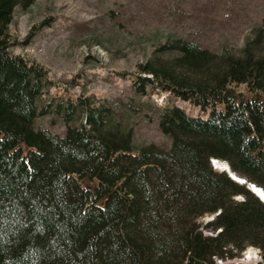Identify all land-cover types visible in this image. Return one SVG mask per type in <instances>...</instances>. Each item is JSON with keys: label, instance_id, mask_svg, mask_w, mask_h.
Wrapping results in <instances>:
<instances>
[{"label": "trees", "instance_id": "trees-1", "mask_svg": "<svg viewBox=\"0 0 264 264\" xmlns=\"http://www.w3.org/2000/svg\"><path fill=\"white\" fill-rule=\"evenodd\" d=\"M33 2L0 0V264H217L247 247L264 264V204L248 189L264 192V18L241 56L177 39L159 48L173 62L137 64L136 93L158 87L208 116L164 108L170 147L134 148L107 104L65 96L38 107L47 69L9 52L14 10ZM50 112L63 136L35 129Z\"/></svg>", "mask_w": 264, "mask_h": 264}, {"label": "rangeland", "instance_id": "rangeland-1", "mask_svg": "<svg viewBox=\"0 0 264 264\" xmlns=\"http://www.w3.org/2000/svg\"><path fill=\"white\" fill-rule=\"evenodd\" d=\"M263 18L264 0H34L28 8L14 10L10 32L18 44L9 52L47 69L48 83L38 107L65 96L107 104L113 117L132 130L134 148L154 144L166 150L171 141L158 127L161 110L177 106L203 118L208 112L158 87H148L145 96L136 93L129 84V78L138 75L136 65L155 59L173 62L176 52L159 48L177 39L216 55L241 56ZM82 122L79 114L72 125ZM34 127L59 136L66 130L55 112L38 115ZM218 163L222 168L216 169L214 162V169L224 171L225 164ZM213 218L206 215L198 223ZM203 233L214 234L208 229ZM261 260L257 248L247 247L239 258L217 264Z\"/></svg>", "mask_w": 264, "mask_h": 264}, {"label": "bare ground", "instance_id": "bare-ground-1", "mask_svg": "<svg viewBox=\"0 0 264 264\" xmlns=\"http://www.w3.org/2000/svg\"><path fill=\"white\" fill-rule=\"evenodd\" d=\"M213 162H215V161H213ZM213 162H212V163H213ZM221 163H223V162H221ZM223 164H225V163H223ZM214 165H216V169H217V168H222V166H221L218 162H217V163L215 162ZM223 168H224L223 170H225L226 173H229L230 176H232V178L236 179L235 181H237L238 183H241V184H246V181L240 180V179L236 178L233 174H231V172H230V168H229V166H228L227 164H225V167H223ZM250 186H251L252 188H250ZM248 189H249L253 194H255V195L259 198V200L263 203V201H264V192H263V190H260L259 188L253 186V184H248ZM260 198H262L263 201H262ZM263 204H264V203H263Z\"/></svg>", "mask_w": 264, "mask_h": 264}, {"label": "water", "instance_id": "water-1", "mask_svg": "<svg viewBox=\"0 0 264 264\" xmlns=\"http://www.w3.org/2000/svg\"><path fill=\"white\" fill-rule=\"evenodd\" d=\"M250 188H252L251 186H250ZM261 200H262V198H260ZM263 201V200H262ZM263 203H264V201H263Z\"/></svg>", "mask_w": 264, "mask_h": 264}]
</instances>
